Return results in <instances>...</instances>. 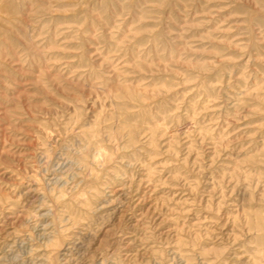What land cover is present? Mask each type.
Masks as SVG:
<instances>
[{"label": "rangeland", "instance_id": "rangeland-1", "mask_svg": "<svg viewBox=\"0 0 264 264\" xmlns=\"http://www.w3.org/2000/svg\"><path fill=\"white\" fill-rule=\"evenodd\" d=\"M0 264H264V0H0Z\"/></svg>", "mask_w": 264, "mask_h": 264}]
</instances>
